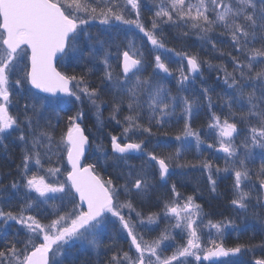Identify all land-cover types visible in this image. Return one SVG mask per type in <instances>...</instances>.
<instances>
[{
    "label": "snow or ice",
    "instance_id": "6c2138e0",
    "mask_svg": "<svg viewBox=\"0 0 264 264\" xmlns=\"http://www.w3.org/2000/svg\"><path fill=\"white\" fill-rule=\"evenodd\" d=\"M153 7L149 28L141 19V0H97L95 6L86 0H0V143L18 133L14 139L22 145L17 176L8 184L0 183V264H77L74 257L70 258L71 250L79 245L97 251L109 232L126 233L130 244L127 251L105 248L111 255L104 264H191L189 257L197 264L201 260L231 264L227 258L251 250L243 244L226 247L223 229L234 221L208 220L205 224L201 205L195 203L192 195L181 203L175 184L171 186L172 198L164 202L161 212L145 216L137 210L134 199L149 192L152 178L157 175L166 182L173 166L201 168L207 173L210 191H217L212 161L191 164L180 159L191 147L188 137L195 139L197 151L204 143L199 132L191 128L190 120L194 109L206 101L211 112L208 128L215 132L217 151L225 154L227 165L223 169L216 167L215 171H231L234 176L230 203L264 219V158L258 169L248 166L255 161V149H260L264 157V0H153ZM130 10L135 12L134 19L126 18ZM97 21L106 27H99L95 33L86 30L90 22ZM121 24L138 29L152 50L175 51L166 48L162 24L179 29L184 37L195 34L202 47L210 45L213 52L229 57L231 71L223 63L212 65L202 60L198 52H176L182 61H187L189 75L184 74L182 65L174 95L157 79L160 72L171 75L159 54L146 61L144 51L131 38L123 47L115 37L106 38L109 28ZM225 42L230 49L227 53L220 47ZM113 47L116 52L111 51ZM112 56L118 61L119 72L113 69ZM62 57L83 63L86 70L79 75L58 71L54 60ZM97 64L103 66L100 79L105 88L94 87L87 79ZM205 64L223 73L217 79L224 91L216 96L221 109H227L223 119L212 111L213 88L202 85L196 96L180 95L186 91V82H195L190 74L200 73ZM148 65L153 71L145 77L142 73ZM25 83L48 95L31 93L24 88ZM105 89L110 99H104ZM85 102L93 110L100 129L105 127L102 105L110 106L109 120L121 126L119 135L109 133L110 156L102 144L96 146L104 162L111 159L113 168L118 170L115 178L104 179L98 174L100 157L94 162H83L91 145L82 127ZM14 103L19 106L15 115L10 111ZM125 106L127 114L118 119ZM57 107L63 111L75 108L67 115L66 130H62L59 139ZM46 109L55 112L57 123L44 115ZM171 116L183 118L184 125L175 137L181 146L167 155L148 150L147 139L132 138L136 133L154 135L153 121L162 125V118ZM145 117L147 126L142 123ZM240 124L247 131L237 145L234 141L241 132ZM207 147L214 145L209 143ZM132 153L143 157L140 167L129 164ZM54 157L60 159L61 166L45 168V162L51 164ZM63 160L67 161L66 166ZM33 165L36 171L32 170ZM17 199L22 203L13 210ZM67 204L71 207L64 210ZM45 205L52 209V218L46 223L40 218ZM124 209L128 210L127 216ZM161 214L168 224L158 236L146 238L145 231L155 230L150 226H159ZM10 222L19 226L12 233L8 231ZM204 228L215 229L221 239H210L205 246ZM236 228L239 230V226ZM174 229L180 230L184 242L174 247L165 245L175 240ZM260 247L264 250V244ZM167 248L172 251L165 255ZM251 264H264V259H254Z\"/></svg>",
    "mask_w": 264,
    "mask_h": 264
},
{
    "label": "trees",
    "instance_id": "16d2710c",
    "mask_svg": "<svg viewBox=\"0 0 264 264\" xmlns=\"http://www.w3.org/2000/svg\"><path fill=\"white\" fill-rule=\"evenodd\" d=\"M154 11H155V8L153 7V0H141V17H142V21L145 24L151 23V18L153 16ZM96 31L97 30H92L91 32L95 33ZM163 33L166 34L165 37H166V40L168 41V42H166L167 44L170 41H174V42L180 43V44L183 43L182 47L184 48V51L188 52L189 54L198 52L202 60H208L212 65H219V64L223 63L228 67V70H230L231 63L229 61H227V59H229V57L227 55L221 56L219 52H213L211 50L210 45L207 46L206 48L202 47L201 42L199 40H197L196 36H195V40H193L192 35L184 38V36L181 35L179 29H171L169 27H165V32H163ZM112 37H115L117 42H119V43L130 38V36L128 35L127 32L120 30L116 27L108 29V32L106 34V38H112ZM120 39H122L121 42H120ZM133 40H134V42L138 41L136 38H133ZM220 47L223 48L225 53H227L230 50L228 48L226 42L224 44L220 45ZM115 50H116V48H115ZM111 51L114 52V47L111 49ZM115 59H116V57L112 56L111 57V63L113 65V69L116 72H119L118 61H116ZM91 66L92 65L89 63L88 67H91ZM58 67L62 72H65L67 74H73L75 72L77 75H79L86 70L85 65L83 63L77 64V62L74 60L67 63V64H64L63 58L59 61ZM204 68L205 67H202V72H200V73L201 74L204 73L202 75H204L203 77H204L205 81H203V79L199 78V75H200L199 73L195 76H192L195 80V82H194L195 84H192V87L190 86L189 88L186 89V91L181 92L180 95L196 96V95H198L202 85L213 88L214 92H212L211 95L213 97V103H214L213 105L215 106L214 107L215 110L217 108L220 111V113L223 111L227 112L226 108L221 109L220 102L216 98L218 93H221L222 91H224V86L217 79V77L222 76L223 73L219 72V70L215 69V68H208V71L205 73L203 71ZM150 69L151 68H149V70L147 69L148 71L145 70V73L150 74L151 73ZM102 73H103V66L100 64H97L95 66L93 72L90 73L87 77V79L92 84V86L105 88V85H103L101 83V79H100L102 76ZM158 80H159L160 84L164 83L165 84V85H163L164 88L169 89L172 94H173V92L177 94V89H174V87L170 83L161 82L160 79H158ZM24 88L27 89L26 83L24 84ZM38 96H40V95H38ZM104 99H110V94L107 92L106 89H105V93H104ZM23 102L24 101L22 99L20 101L21 105L23 104ZM106 108L110 109V106H106ZM49 110H51V109H49ZM49 110H47V112ZM176 111H177V114H179L180 109L177 108ZM66 115H71V114L68 113L67 111H63V110L59 112L60 119H59L58 126L56 127L57 139H59V136H60L62 130H65L64 125L66 126V124H64L63 118H65ZM209 115H210V113L208 112V109H207V102L205 101L203 106L194 109V114L190 120L191 127L195 128V129H198L200 127H208V124L210 123V116ZM45 116H47V115H45ZM53 116H54V112L50 115L49 118H52ZM162 119L164 121L162 125H157L154 121L151 125V130H152V133L155 134L154 135L155 137H169V136H172V135L175 136V135L181 133V129L184 125V119L183 118L177 119V116H171V117H165ZM52 122L54 124L57 123V119H55ZM87 123H88V121L84 122V124H87ZM104 123H105V127L103 129H100L99 126L97 127L98 131L101 132V134H104L103 138H105V134L108 135L110 133V132H107V130H110V129L112 130L111 133L119 135L117 125H111L110 121H104ZM142 123H144L147 126V117L144 118ZM94 125H97V124L94 123ZM116 126H117V128H116ZM84 128L86 129L85 125H84ZM199 131L202 135H204V132L206 130H199ZM157 134H160V135H157ZM204 141L210 142L212 140L210 138L206 137V139ZM101 143L104 146L105 150L109 153V156H110L111 151H110L109 147L107 146V141L104 140ZM166 147L168 149V147H170V146H166ZM148 148H149V150L155 149L153 146H150ZM161 148L163 149L164 147H161ZM92 150H93V148H92ZM155 151L157 153L156 149H155ZM210 151L214 155L213 158L210 160L213 163V167H219L220 168V167L224 166L225 160L222 157V154L220 155L219 153H217L214 150H210ZM239 151L242 152V150H239ZM254 152H256V151H254ZM255 154H257L259 157H261L260 156V150H259V152H256ZM196 155L197 156L200 155L203 157L195 158ZM94 156H96V154L93 151H90V153L88 154V156L86 158V161L87 162H89V161L94 162L95 161L93 159ZM205 156H206V152H204V150H202L200 148L199 151H197L196 146L192 145L188 151H185L183 153V155L181 156L180 159H181V162H185V163L190 162L191 164H194L196 161L199 162V161L205 160ZM102 158H103V156H102ZM255 160H256L255 164L249 163V164H252V166H250V168L258 169L260 166V163H261V158H258L256 156ZM101 165H102V162L100 163L99 167L97 168V172L104 179H108L109 177L115 178L117 176L118 170H115L113 168L112 163H111V159H109L106 162V171L102 170ZM231 180H232L231 175H227L224 179H220L218 184H217V191L215 193H212L210 190H207L208 189L207 187H206V190H199L197 188V186L192 188L193 183L188 184V186H186L185 189H180V191L185 192L187 195L197 196V198H198L197 201L201 202L203 204V208H202L203 217L209 218L211 220H214V219L220 220L222 217L225 219L226 216L232 217V214H234V211H233L234 207H232V204L230 203V201L232 199V192L229 189V186L231 185ZM224 183H226V185H227L226 186V191H227L226 193H223L222 189H221V186ZM216 199L220 202H224L223 208H224L225 212L222 214H218L216 210H213V209L211 210L207 206L208 204H213L212 202H214V200L216 201ZM134 203L136 205L140 202H137L134 199ZM252 203L253 204L255 203V199L252 201ZM256 211L259 212L260 210L256 209ZM245 214L248 217L247 220L241 221L240 223H238L239 230L236 229V231L234 233H238V235L246 234L247 238L242 239V241L243 240H249L250 242H252L253 246L250 247V249H251L250 251L252 252L251 257H253V258L260 257L261 259H264V250H262L260 247L262 244H264V219L257 218L256 216L253 215L252 211H249L248 213H245ZM40 218L42 220H44V215L40 216ZM241 223H243V224H241ZM15 226H17V225H15ZM256 229H257V231H255ZM223 242H224L226 247H231L230 246L231 242L229 239L226 238V236L224 237ZM258 254H260V255H258ZM236 264H239V263H236Z\"/></svg>",
    "mask_w": 264,
    "mask_h": 264
},
{
    "label": "rangeland",
    "instance_id": "374dc122",
    "mask_svg": "<svg viewBox=\"0 0 264 264\" xmlns=\"http://www.w3.org/2000/svg\"><path fill=\"white\" fill-rule=\"evenodd\" d=\"M86 2L90 3L92 6H95V3L97 2V0H86ZM81 15H84L83 13H81ZM126 18H129V19H134L135 18V12L134 11H129V13H126ZM142 19V17H141ZM143 22V21H142ZM144 23V22H143ZM90 27H88L86 30L88 31H92V30H98L99 27H106V26H99L98 25V21L97 22H90ZM147 27H151V23H146L145 24ZM165 27H169L171 29H176L168 24H163L161 25V29H162V32H165ZM120 30H123L125 32L128 33V35L130 36V38L133 40V38H136L138 41L135 42L136 46L141 48L142 51H144L145 53V58H146V61L148 60H151L155 55L159 54L162 58V60L164 61V63L169 67L170 69V72H171V75L169 74H165V73H162L160 72L159 73V77L158 79H160L161 82H167V83H170L174 89H177V81L178 79L180 78L181 76V66L183 65L185 71H184V74L185 75H189V73H187L186 69H187V65L185 63V61H182L181 58L179 56H177L175 53L176 52H182L184 51V48L182 47V44L180 43H176L174 41H170L168 44L166 42H168L166 40V34L163 33V39H164V42L166 44V48L168 49H174L175 51L174 52H169V51H166L165 49H156V50H152V46L150 44L147 43V40L146 38L143 37V34L139 32L138 29H136L134 26H129V25H119V27H116ZM192 37H193V40H195V34H192ZM185 38V37H184ZM122 39H120V42H121ZM127 43V40H124L121 42V45L123 47V45H125ZM169 45V46H168ZM142 46V47H141ZM114 52H116L115 50V47H114ZM117 61V59H115ZM227 61L230 62V59H227ZM63 62L64 64H67L69 63V59L67 57H63ZM204 68V72L206 73L208 71V66L205 64L203 65ZM149 68H151V73L153 71V68L151 65H148L147 68H146V71L149 70ZM148 69V70H147ZM231 71V68L230 70ZM144 73H142L143 76L147 77L149 74L145 73V70L143 71ZM157 72H159V70H157ZM201 72H202V69H201ZM199 78L203 77L204 73H199ZM190 76H194L192 74H190ZM203 81H205L204 77H203ZM192 84H195L193 83L191 80H189L188 82H186L185 84V88H189L190 86L192 87ZM202 84V83H201ZM162 85H165L164 83ZM164 87V86H163ZM32 93V91H31ZM173 94H176L173 92ZM42 97V96H41ZM15 99V98H14ZM214 104V103H213ZM18 105H15V103L13 104V106L11 107L10 111L13 115H15L17 113V109H18ZM215 106L213 105L212 107V111L215 112L217 115H220L221 116V119H223V116L226 112H221L216 108H214ZM208 109V107H207ZM47 110L49 109H46L44 110V115H47L46 117H50V115L53 113L52 109L49 110L47 112ZM83 110L85 112V115H84V118H83V121H82V127L84 128V125L86 127V134L89 136L90 139H92V143H93V150L95 151V154L97 157H101V153L97 151V148L96 146L98 144H102L100 143V139H101V142H103V136L104 134H101V132L98 131V123H97V120L95 118V116L93 115V110L90 109V106L87 104V102H85V104L83 105ZM56 112H60L62 111L61 108L57 107L55 109ZM75 111V108H73L72 110L70 111H67L68 113L72 114V112ZM101 112H102V119L104 121H110L109 120V113H110V109L106 108L105 105H102L101 106ZM208 112L210 113L209 116H211V112L209 111L208 109ZM127 114V107L125 106L124 108V111L118 116V119H122L123 115ZM52 121H54L56 118V115H55V112H54V116L51 118ZM66 120H67V115L65 116V118H63V121H64V124H66ZM85 121H88V125L87 124H84ZM91 123V124H90ZM94 123H96L97 125H94ZM111 125H117L115 121H110ZM118 126V132L120 134L121 132V126L120 125H117ZM116 126V128H117ZM65 127V130H66V126L64 125ZM240 129H241V132L238 136H236L235 138V141L234 143L239 145L241 143V141L244 139V136H245V133L247 131L246 129V126L244 124H240L239 125ZM192 128V127H191ZM194 131H198L200 136H201V139L202 140H205L206 137L210 138L212 141L210 142H205L203 144L200 145V148L202 150H204V152H206V156H205V159L207 160H211L213 158V154L210 150H214L216 151L217 153H219L220 155L222 154V157L224 158L225 160V154L223 152H219L217 151L219 145L218 143L216 142V136H215V132L213 130H210L208 127H200L198 129H195V128H192ZM116 130V129H115ZM199 130H206L204 132V135H202L200 133ZM183 131V127L181 129V132ZM180 134V133H179ZM177 134V135H179ZM17 136L18 133H14L12 137H6L4 140H3V143H0V152H3L5 153V143L8 141V140H12L11 143L15 146V147H18L20 144L17 143V142H14L13 141V138L14 136ZM155 135V134H154ZM154 135L152 136H147V134H141V133H136L133 135V139H147L148 143L146 145L147 149L149 150L148 147L150 146H153L155 148L156 145H154V143H157L160 145L161 142L163 141H166L167 145L169 146H172V147H178V146H181L180 145V142L176 141L175 140V137L177 135H172V136H169V137H155ZM157 135H160V134H157ZM105 137H107V135L105 134ZM215 139V140H214ZM187 142L192 146H196V141L194 138L192 137H188L187 138ZM209 143H212L214 145L213 148H208L207 145ZM18 145V146H17ZM163 147V146H159V149ZM171 148V147H170ZM174 148V149H175ZM174 149L170 150L169 152H172L174 151ZM166 150V151H165ZM167 150H169V147L167 149L166 146H164L163 150H161L162 152L161 153H158L159 155H165L167 153ZM242 150L243 152V149H240ZM254 151L257 152V149H255ZM168 152V153H169ZM254 152V154L256 153ZM137 155V158H139V163L141 165L142 163V160H143V157L139 154V153H136ZM167 155V154H166ZM260 156H261V150H260ZM198 157H203V156H195V158H198ZM254 157L256 158V156L254 155ZM216 158V157H215ZM264 158L261 156V159ZM198 162L196 161L194 164H197ZM256 163V160L254 161V164ZM63 165L66 166V160H63ZM140 165L138 167H140ZM57 167V166H61V161L60 159L54 157L53 158V161L51 164L45 162L44 164V167L47 168V167ZM227 165H226V160H225V164L224 166L220 167L221 169L225 168ZM252 166V164H249V167ZM216 167H213L212 169V172H213V177L214 179L217 180V184L219 182L220 179H224L227 175H231L232 177V180H231V185L229 186V189L230 191L232 192V198H233V187H232V184H233V180H234V176L232 174L231 171H228V172H220V173H216L215 171ZM32 170L33 171H36V168L35 166L33 165L32 166ZM1 174V172H0ZM41 174H43V170H41ZM60 179H63V176H60L59 177ZM255 179V178H253ZM203 182L206 187L208 188L207 190H210L209 188V185H208V182H207V173L203 172V170L201 168H191V167H188V168H184V169H179V168H176V167H172L170 169V175L167 176V180L166 182L164 181H161L158 177V175L154 178H152V186H154V188L156 190H159V194H158V198H157V201L155 202V205H157L158 203V207H159V210H151L152 208H146L145 211H148L147 214L149 213H158V212H161L162 208H163V205H164V202L168 199H171V186L173 184L176 185V189L177 191L181 194V203H183V199L186 198V193L185 192H182L180 191V189H184V187H186L188 184H192V183H195V182ZM1 183V182H0ZM120 183H122V180H120ZM248 182H245V184H247ZM245 190H247V187L245 188ZM253 197H255V194L253 193ZM123 198V197H122ZM164 198V199H162ZM135 200L137 202H139L138 198H135ZM195 200V199H194ZM254 200V199H253ZM60 203V201H59ZM195 203H197V200H195ZM198 204V203H197ZM136 208H141V209H144L143 207L140 206V203L136 204L135 205ZM232 207H234V215L232 217L230 216H226L225 219L222 217L220 220L218 219H214L212 220L213 222H220V221H223V222H227L228 220H232L234 221V224L233 225H228L226 226L224 229H223V237L222 239H224L225 235L228 233V232H235L236 231V226H238V223H240L241 221L239 220V214L243 213V211L237 209L235 206L232 205ZM138 211H140L139 209H137ZM49 212H52V209L48 210ZM124 213H126V216L129 214L128 213V210L127 209H124L123 210ZM202 213H203V210H202ZM131 216L133 217V219H135V212L131 213ZM202 219H203V222L206 224L208 220H211L209 218H205L202 216ZM158 220H159V226L156 227V226H150V227H153L155 230L152 231V232H147L148 233V238H152V237H155V236H158L159 235V232L164 229L166 227V225L168 224V221L165 220L163 218V215L161 214L160 217H158ZM11 223V222H10ZM243 224V223H241ZM173 235L175 236V240L174 241H168V242H165V245L167 244H172L173 247L175 245H179V244H182L184 242V239L185 237L183 236L182 233H180V230H173ZM210 239H217L219 241V239H221L220 237L217 236L216 234V231L215 229H210V228H204L202 229V241H203V244L205 246H207L208 244V241ZM78 246V245H77ZM172 251V248H167V250L165 251V255L167 254H170ZM252 252L250 250H243L240 254H238L236 257H229L227 258L228 260L231 261V264H236V263H244V264H251L252 260H253V257ZM76 254H77V251H76V248L72 249L71 250V256L70 258L72 257H76ZM221 260H224L226 258H220ZM189 261H191V264H197V262L195 261V259L193 257H189L188 258ZM199 264H210L208 263L207 261H203L201 260V262H199Z\"/></svg>",
    "mask_w": 264,
    "mask_h": 264
},
{
    "label": "bare ground",
    "instance_id": "6f19581e",
    "mask_svg": "<svg viewBox=\"0 0 264 264\" xmlns=\"http://www.w3.org/2000/svg\"><path fill=\"white\" fill-rule=\"evenodd\" d=\"M111 131H112L111 129L107 130V132H111ZM105 138H103V141L104 140L107 141V146L109 147V149L111 151V144H110L109 134ZM13 141L20 144V142L18 140H15L14 138H13ZM90 141H91V145H90V147L88 149V152L86 154V158H87L88 154L90 153V151H93L95 153V151L92 150V148H93L92 147L93 146L92 139H90ZM100 143H101V139H100ZM154 145H157V143H154ZM160 145L163 146V147L164 146H169V145H167L166 141L161 142ZM172 146H174V145H172ZM172 146H170L171 148L169 147V150H167L166 154H168V152L170 150L175 148V147H172ZM155 149L157 150V155H159L158 153H161L162 152L161 150H163L162 148H160V150H158L159 147H155ZM136 155H137L136 153L130 154L129 164H132V165H135L136 167H138L140 165V163H139V158H137ZM86 158L83 160V162L85 164L90 163L91 161L87 162ZM96 158H97L96 156L93 157L94 160H96ZM100 159H101V162H102L101 168H102L103 171H106V162H104V159L102 158V156H101ZM21 160H22V145L21 144L17 148H12V149L7 150L5 153L0 152V172H1V174H0V182L1 183L8 184L13 177L17 176V165H19L21 163ZM111 163H112V161H111ZM9 173H11V175H9ZM2 181H4V182H2ZM117 182L120 183V180H118ZM195 186H197V188L199 190H206V185L203 182H197L196 181L195 183L192 184V188L195 187ZM226 186H227L226 183L222 184V186H221V189H222L223 193L227 192L226 191ZM184 189H185V187H184ZM21 192L23 193V189L21 190ZM158 194H159V190H156L154 188V186H152L150 188L149 192L146 195H144L142 197H138V200L140 202V206L144 207V205H145L147 208L151 207L152 208L151 210H157L158 211L159 210L158 203H157V205H155V202L157 201V198H158L157 197ZM33 195H35V194L33 193ZM187 196H189V195H186V197ZM192 196L194 197L195 200L198 199L197 196H195V195H192ZM162 199H164V198H162ZM21 203H22V201H20L19 199L15 200L13 202V205H12L13 210H18ZM55 203L57 205H59V200H56ZM197 203L199 205H201V209H202L203 208V204L201 202H198V201H197ZM212 203L213 204H208L207 205L211 210L212 209L216 210L218 214H222V213L225 212L224 208H223L224 207V202H220V201H218L216 199V201L214 200V202H212ZM67 207H71V205L67 204L66 207L64 208V210H67ZM43 208L46 209V211H44L43 214H42V215H44V220L43 221L47 222V219H51L52 218L51 215H50L51 212L48 211L51 208H48L46 205L43 206ZM138 209L143 212V209H141V208H138ZM33 214H35V213H33ZM233 215L234 214H232V216ZM247 218L248 217H247V215L244 212L239 214V220L240 221H245V220H247ZM11 224H12V227L8 229L9 233H12V232L16 231V229L19 227V226H15L14 222H11ZM255 231H257V229ZM21 235L23 236V233H21ZM225 236H226L227 239L230 240V242H231L230 246L231 247H233V246H235L237 244L248 245L249 247L253 246L252 242H250L249 240H243L242 241V239H246L247 238L246 234L238 235V233L228 232ZM2 246L3 245L0 244V247H2ZM75 248L77 249V246ZM258 255H260V254H258ZM74 258L76 259L77 264H81L80 261L76 257H74ZM239 264H244V263L241 262Z\"/></svg>",
    "mask_w": 264,
    "mask_h": 264
},
{
    "label": "flooded vegetation",
    "instance_id": "af4514ba",
    "mask_svg": "<svg viewBox=\"0 0 264 264\" xmlns=\"http://www.w3.org/2000/svg\"><path fill=\"white\" fill-rule=\"evenodd\" d=\"M11 141L12 140H8L5 143V145L7 146L5 148V151L12 149V148H17L11 143ZM67 208H70V207H67ZM143 208L146 209L147 207L144 205ZM144 209H143V213L146 216L148 211H145ZM5 210L6 211L8 210L7 206H5ZM144 234L146 238H148V233L145 232ZM129 244L130 242L127 240L126 233L121 232L117 234V233L109 232L108 236L104 237L103 245L97 251L85 250L84 248L78 245L76 249L77 251L76 258L80 261L81 264H104V262L111 255L110 252L108 253L105 252V248L111 246L113 251L116 249H121V248L127 251L129 248ZM132 251L134 252V249Z\"/></svg>",
    "mask_w": 264,
    "mask_h": 264
},
{
    "label": "water",
    "instance_id": "95a60500",
    "mask_svg": "<svg viewBox=\"0 0 264 264\" xmlns=\"http://www.w3.org/2000/svg\"><path fill=\"white\" fill-rule=\"evenodd\" d=\"M56 61L57 60H54V64H55V66H56ZM186 61V60H185ZM186 63H187V61H186ZM58 70V69H57ZM59 71V70H58ZM192 74H195V73H192ZM31 86V85H30ZM35 91H37V92H39V90H37V89H34ZM41 93V92H40ZM42 94H45V95H48V94H46V93H42Z\"/></svg>",
    "mask_w": 264,
    "mask_h": 264
}]
</instances>
